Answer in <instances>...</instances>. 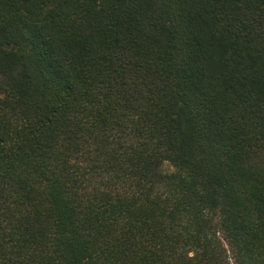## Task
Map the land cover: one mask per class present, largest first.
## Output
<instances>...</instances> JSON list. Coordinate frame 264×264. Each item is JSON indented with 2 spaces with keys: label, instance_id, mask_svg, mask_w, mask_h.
Here are the masks:
<instances>
[{
  "label": "trees",
  "instance_id": "1",
  "mask_svg": "<svg viewBox=\"0 0 264 264\" xmlns=\"http://www.w3.org/2000/svg\"><path fill=\"white\" fill-rule=\"evenodd\" d=\"M0 264H264V0H0Z\"/></svg>",
  "mask_w": 264,
  "mask_h": 264
}]
</instances>
